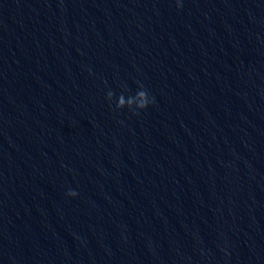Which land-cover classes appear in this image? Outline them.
Segmentation results:
<instances>
[{"label":"clouds","instance_id":"clouds-1","mask_svg":"<svg viewBox=\"0 0 264 264\" xmlns=\"http://www.w3.org/2000/svg\"><path fill=\"white\" fill-rule=\"evenodd\" d=\"M177 9L183 7L182 0H175ZM91 74V69H88ZM137 90L131 94V89L127 84L120 85L121 92L117 95L114 91L109 90L106 93L105 99L111 106L115 105L114 110L127 109L132 115H139L141 111L146 110L150 105L154 104V98L150 95L143 83L137 81ZM69 197H76L78 193L75 190L69 189L66 193Z\"/></svg>","mask_w":264,"mask_h":264}]
</instances>
